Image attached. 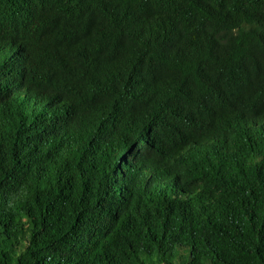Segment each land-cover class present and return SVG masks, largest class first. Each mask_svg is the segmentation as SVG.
<instances>
[{
    "label": "trees",
    "instance_id": "trees-1",
    "mask_svg": "<svg viewBox=\"0 0 264 264\" xmlns=\"http://www.w3.org/2000/svg\"><path fill=\"white\" fill-rule=\"evenodd\" d=\"M0 264H264V0H0Z\"/></svg>",
    "mask_w": 264,
    "mask_h": 264
}]
</instances>
